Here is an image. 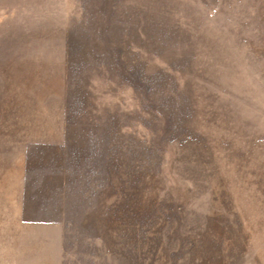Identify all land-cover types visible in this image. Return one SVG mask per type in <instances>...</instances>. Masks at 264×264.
Here are the masks:
<instances>
[{
	"label": "rangeland",
	"instance_id": "1",
	"mask_svg": "<svg viewBox=\"0 0 264 264\" xmlns=\"http://www.w3.org/2000/svg\"><path fill=\"white\" fill-rule=\"evenodd\" d=\"M0 264H264V0H0Z\"/></svg>",
	"mask_w": 264,
	"mask_h": 264
}]
</instances>
